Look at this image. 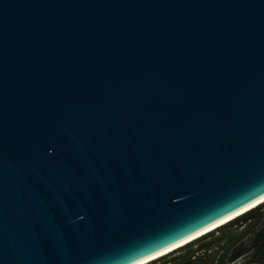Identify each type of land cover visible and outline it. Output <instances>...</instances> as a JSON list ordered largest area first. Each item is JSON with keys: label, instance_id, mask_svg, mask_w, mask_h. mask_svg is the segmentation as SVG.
I'll use <instances>...</instances> for the list:
<instances>
[{"label": "water", "instance_id": "water-1", "mask_svg": "<svg viewBox=\"0 0 264 264\" xmlns=\"http://www.w3.org/2000/svg\"><path fill=\"white\" fill-rule=\"evenodd\" d=\"M262 203L264 0H0V264H136Z\"/></svg>", "mask_w": 264, "mask_h": 264}, {"label": "rangeland", "instance_id": "rangeland-1", "mask_svg": "<svg viewBox=\"0 0 264 264\" xmlns=\"http://www.w3.org/2000/svg\"><path fill=\"white\" fill-rule=\"evenodd\" d=\"M260 213L255 218L247 220L244 222H239L234 225H230L225 229H215L213 234L206 238V241L213 243L214 256L223 255L226 259L232 256L237 249H242V254L236 260H228V264H264V254L257 253L255 247L253 246V236L264 228V205L260 208ZM197 245V243L192 244V246ZM228 246V249L223 248ZM223 246V247H221ZM178 250H174L162 257L161 259H166L174 254ZM156 259L154 264L162 261ZM155 261V260H153ZM148 264H153L152 262ZM216 264V263H214Z\"/></svg>", "mask_w": 264, "mask_h": 264}, {"label": "flooded vegetation", "instance_id": "flooded-vegetation-1", "mask_svg": "<svg viewBox=\"0 0 264 264\" xmlns=\"http://www.w3.org/2000/svg\"><path fill=\"white\" fill-rule=\"evenodd\" d=\"M200 245L198 243L195 246L179 250L176 254L162 259L157 264H223L225 260L228 262L229 258L226 259L224 254L214 256L212 248L214 245L212 242L205 244V246ZM223 248L228 249V246L225 245Z\"/></svg>", "mask_w": 264, "mask_h": 264}, {"label": "trees", "instance_id": "trees-1", "mask_svg": "<svg viewBox=\"0 0 264 264\" xmlns=\"http://www.w3.org/2000/svg\"><path fill=\"white\" fill-rule=\"evenodd\" d=\"M263 205H264V203L258 205L257 207L245 212L244 214L236 217L235 219L231 220L230 222L218 227L217 229L223 230V229H225L226 227H228L230 225H234L236 223L244 222V221H247V220H251L252 218H255L260 213L259 210H260V208ZM212 234H213V231H211V232L205 234L204 236L194 240L193 242H191L190 244L180 248L179 250H183L185 248L191 247L192 244H195V243L201 244L200 246H205V244L207 245L208 243H210V242L206 241V238L209 237ZM252 244L255 247V250H256L257 253L264 254V228L259 230L256 233V235L253 236ZM242 252H243V250L238 248L237 251L232 256L229 257V260H236L242 254ZM160 260H162V259L160 258ZM155 262H156V260L152 261L153 264ZM227 263L228 262L226 260L223 262V264H227Z\"/></svg>", "mask_w": 264, "mask_h": 264}, {"label": "bare ground", "instance_id": "bare-ground-1", "mask_svg": "<svg viewBox=\"0 0 264 264\" xmlns=\"http://www.w3.org/2000/svg\"><path fill=\"white\" fill-rule=\"evenodd\" d=\"M225 221V220H224ZM228 223V222H227ZM215 230V229H217V228H213V227H210L207 231H209V230ZM207 231H205V232H203V233H206ZM203 233H201V234H203ZM201 234H199V235H197V237H199V236H201ZM195 238V237H194ZM193 240V238H190V239H187V240H184V241H182V242H180L178 245H174V246H172V247H169V248H167V249H165V250H162V251H160L159 253H157V254H155V255H152V256H150V257H148V258H146V259H144V260H142V261H140V262H138V263H136V264H148V263H150V262H152L153 261V259H158V258H160V257H162V256H164V255H166V254H168V253H170V252H172L174 249H176L177 247H179V246H182V245H185V244H187V243H189V242H191Z\"/></svg>", "mask_w": 264, "mask_h": 264}]
</instances>
